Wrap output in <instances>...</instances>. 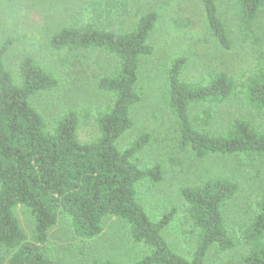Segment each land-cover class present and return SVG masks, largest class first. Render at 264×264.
Instances as JSON below:
<instances>
[{"label": "trees", "instance_id": "trees-1", "mask_svg": "<svg viewBox=\"0 0 264 264\" xmlns=\"http://www.w3.org/2000/svg\"><path fill=\"white\" fill-rule=\"evenodd\" d=\"M199 2L209 33L222 49H230L216 0ZM263 7L264 0L235 1V18L245 39L255 38L252 27ZM100 18L98 14L60 27L49 39L53 49L97 50L116 62L114 69L97 78V89L110 96V103L96 116L97 137L87 143L77 139L79 119L73 110L62 114L52 131H46V122L30 97L55 89L57 78L25 56L19 61L15 82L4 62L10 42L0 44V264L4 258L6 264H59L43 247L61 215L68 217L72 232L85 239L98 238L104 220L116 217L127 226L132 241L143 248L142 256L133 261L92 258L90 264H204L212 247L226 251L237 244L222 209L237 194L239 185L217 177L181 186L178 194L187 225L183 233L187 240L193 239L194 246L188 256L170 247L163 230L176 209L152 219L137 198L139 183L156 185L164 177L160 162L140 168L134 161L148 143V134L137 136L122 150L117 147V141L133 126L130 111L140 100L139 63L154 51L149 38L158 13L139 16L124 31L105 27ZM185 64L184 56H175L165 71L168 109L177 127L179 148L189 149L196 158L212 154L264 156V123L254 126L246 118L235 117L219 134L193 126L190 109L200 106L193 118L210 125L215 108L235 94L236 83L220 71L202 82L184 80L181 72ZM242 95L246 105L264 119V60L245 79ZM16 205L27 207L33 218L31 240L13 212ZM238 238L246 247L244 264H264V193Z\"/></svg>", "mask_w": 264, "mask_h": 264}, {"label": "rangeland", "instance_id": "rangeland-1", "mask_svg": "<svg viewBox=\"0 0 264 264\" xmlns=\"http://www.w3.org/2000/svg\"><path fill=\"white\" fill-rule=\"evenodd\" d=\"M235 1L216 0L219 17L231 41V48L224 50L209 33L199 0H0V44L10 42L4 55L6 69L18 82L19 61L28 56L53 74L58 80L57 87L30 97V103L43 116L48 132L62 114L73 110L79 119L77 139L81 143L90 142L98 135L96 116L106 110L110 96L98 90L96 82L98 76L114 69L116 62L97 50L53 49L50 37L60 27L90 20L98 14L105 27L124 31L139 16L150 11L158 13L149 38L154 51L139 63L140 100L130 111L133 126L117 141V147L122 150L137 136L148 134V143L135 155L134 161L140 168L160 162L164 177L156 185L139 183L137 198L152 219L171 208L176 209L163 235L170 247L184 256L189 255L194 241L187 240L183 233L187 225L179 188L217 177L238 183L237 194L222 209L227 228L237 244L226 251L212 247L204 264H244L246 247L238 237L264 193V156L212 154L196 158L189 149H180L177 127L168 109L165 71L173 57L182 55L186 58L181 72L184 80L202 82L209 74L220 71L235 81V94L215 108L210 125H201L193 118L200 106L190 109L195 128L219 134L235 117L246 118L254 126L263 124L261 115L246 105L242 91L245 79L264 60V7L252 27L255 38L245 39L235 18ZM13 212L31 240L34 221L28 208L16 205ZM43 248L59 264H90L92 258L124 263L143 254V248L130 238L127 226L116 217L104 220L98 238L85 239L75 235L68 217L61 215L50 228ZM2 264H6V258Z\"/></svg>", "mask_w": 264, "mask_h": 264}]
</instances>
